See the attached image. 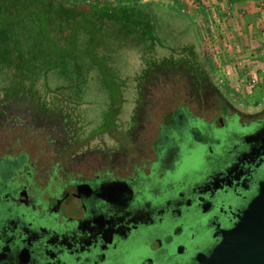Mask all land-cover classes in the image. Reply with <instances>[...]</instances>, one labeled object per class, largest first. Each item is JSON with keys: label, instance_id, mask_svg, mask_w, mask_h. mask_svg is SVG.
I'll return each mask as SVG.
<instances>
[{"label": "rangeland", "instance_id": "obj_1", "mask_svg": "<svg viewBox=\"0 0 264 264\" xmlns=\"http://www.w3.org/2000/svg\"><path fill=\"white\" fill-rule=\"evenodd\" d=\"M89 1L96 8L119 10L120 18L88 13L90 23L83 26V18L65 13L60 0H0V156L24 154L23 165L32 169L37 186L44 187L50 175L59 179L104 170V161L125 173L150 156L169 120L167 112L178 104L195 110L177 77L189 69L208 81L203 102L197 103L208 121L220 114V98L242 113L233 123L239 128L249 120L247 113L263 106L264 100L245 101L216 83L206 51L204 24L210 17L205 0H75ZM54 43L67 47L59 48L56 66L47 56ZM169 59L184 64L158 67ZM15 86L32 89L20 93ZM236 139L225 134L221 146ZM190 141L182 143L183 152ZM197 162L184 159L180 169Z\"/></svg>", "mask_w": 264, "mask_h": 264}, {"label": "flooded vegetation", "instance_id": "obj_2", "mask_svg": "<svg viewBox=\"0 0 264 264\" xmlns=\"http://www.w3.org/2000/svg\"><path fill=\"white\" fill-rule=\"evenodd\" d=\"M170 61L158 67L184 64ZM177 77L195 110L168 111L154 152L125 173L104 161L88 175H50L41 188L24 154L0 156V264H193L216 242L264 180V104L239 128L242 113L220 98L208 121L197 108L205 75ZM229 133L237 139L221 146ZM188 158L197 164L181 170Z\"/></svg>", "mask_w": 264, "mask_h": 264}, {"label": "built area", "instance_id": "obj_3", "mask_svg": "<svg viewBox=\"0 0 264 264\" xmlns=\"http://www.w3.org/2000/svg\"><path fill=\"white\" fill-rule=\"evenodd\" d=\"M205 1L210 17L204 24L206 51L216 83L245 101L264 100V0L256 4L258 19L245 23L241 18L247 8L227 0Z\"/></svg>", "mask_w": 264, "mask_h": 264}, {"label": "water", "instance_id": "obj_4", "mask_svg": "<svg viewBox=\"0 0 264 264\" xmlns=\"http://www.w3.org/2000/svg\"><path fill=\"white\" fill-rule=\"evenodd\" d=\"M194 259L193 264H264V180L233 224L221 229L216 242Z\"/></svg>", "mask_w": 264, "mask_h": 264}, {"label": "trees", "instance_id": "obj_5", "mask_svg": "<svg viewBox=\"0 0 264 264\" xmlns=\"http://www.w3.org/2000/svg\"><path fill=\"white\" fill-rule=\"evenodd\" d=\"M60 1L64 2V4H66V5H64V9L66 11L65 13H72L73 15H76V18L78 17L79 19H82L83 18L82 20H79V21H81V23H83V26L88 25L90 23V22L87 23L88 19H85L87 17V14L88 13H94V14L97 13L98 14V13H102L103 12V13H107V14L113 16V17L120 18V16L117 15V13H118L119 10L116 11V10L111 9V8H108V7H105V8H96V5L92 1H89V2H87L85 4H79V3L75 2V0H60ZM35 18H36V16H35ZM76 21H78V19ZM76 21H75V23H76ZM35 24L37 25L36 31L40 34L41 38L43 40L44 39H47L48 40L47 42L50 43L51 42V38L48 36V32H45L44 31V28L41 27V25H40L39 22H37V23L35 22ZM6 26H8V23H6ZM42 39H39V44L42 43ZM90 39H92V37ZM88 43H91V41H89ZM88 43L85 45L86 48L88 47ZM54 44H56V43H54ZM56 45H57L56 48H53L51 50V52L47 55L48 58L53 59L52 64H54L55 66H56V63L58 61H60V60H57L56 59V58H60V51H61L60 49L67 48V47H61L58 44H56ZM67 46L72 47V45H67ZM42 54H43V51H42ZM43 56H44V54H43ZM97 64L98 63H96L95 65L97 66ZM14 89L15 90H19L20 93H27L32 88H30L29 86H23V87L15 86ZM29 94H32V93H29Z\"/></svg>", "mask_w": 264, "mask_h": 264}, {"label": "crops", "instance_id": "obj_6", "mask_svg": "<svg viewBox=\"0 0 264 264\" xmlns=\"http://www.w3.org/2000/svg\"><path fill=\"white\" fill-rule=\"evenodd\" d=\"M227 1L234 2L237 5V7L247 8L248 10L247 13L241 18L242 23H245L247 21L255 22L258 19L257 16L259 15V12H258V8H256V4L258 0H227ZM242 37L245 38L244 36Z\"/></svg>", "mask_w": 264, "mask_h": 264}]
</instances>
